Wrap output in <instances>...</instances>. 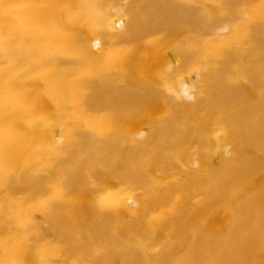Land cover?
<instances>
[{"label": "bare ground", "instance_id": "bare-ground-1", "mask_svg": "<svg viewBox=\"0 0 264 264\" xmlns=\"http://www.w3.org/2000/svg\"><path fill=\"white\" fill-rule=\"evenodd\" d=\"M0 264H264V0H0Z\"/></svg>", "mask_w": 264, "mask_h": 264}]
</instances>
